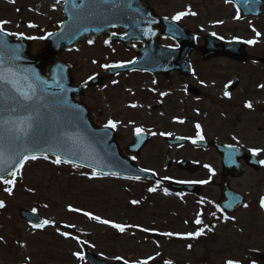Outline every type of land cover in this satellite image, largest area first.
<instances>
[{
    "label": "rangeland",
    "instance_id": "obj_1",
    "mask_svg": "<svg viewBox=\"0 0 264 264\" xmlns=\"http://www.w3.org/2000/svg\"><path fill=\"white\" fill-rule=\"evenodd\" d=\"M148 3L161 17L172 18L189 8L196 12V16H187L179 23L196 34L199 46L204 45V38L209 35L225 41L255 40L254 45L248 44L247 54L264 57V9L263 16L256 20L244 19L235 5L226 0H148ZM237 15L241 17L239 20L235 19ZM4 20L10 21L5 31L38 38L32 45L31 53L35 56L45 46L40 38L59 29L64 12L60 4L54 5L50 0H15V3L0 0V21ZM30 23L37 27H27ZM253 28L261 35L257 36ZM93 41L91 45L84 41L61 54L63 61L73 67L72 76L77 86L101 75L102 65L129 61L136 55L105 43L108 37ZM162 44L175 46L170 39H164ZM191 61L193 74L172 82L177 94L173 106L170 100L166 105L161 103L158 80L149 74L123 77L115 80L116 83L107 81L102 88L87 91L84 102L95 124L117 122V139L125 154L136 128H148V132L157 133L156 139L134 160L142 169L152 170L159 177L182 175L178 169H165L169 148L159 135L166 133V128L175 131L174 124H179L178 120L184 121L178 129L180 134L192 132L200 124L203 135L211 139L260 150L258 155L264 165V88L260 87L264 84V65L240 64L221 56L207 62L198 51L191 56ZM234 76H238L241 83L229 92ZM184 82L200 89L202 97L194 98L187 93ZM143 85L146 108L142 105ZM226 92L231 98L225 96ZM247 102L253 104L252 110L244 106ZM131 104L138 107L132 108ZM98 110L102 111V117L98 116ZM186 151L189 155L194 152ZM52 160L40 158L26 162L18 172L13 195H8L4 191L6 185L0 182V200L6 204L0 209V264H89L73 255L75 252L84 255L87 251L105 264L125 260L137 264L149 257H155L150 264H164L169 260L173 264H227L229 260L236 264H264V260L259 259L264 255V208L260 207L264 198V170H251L245 179L237 182L248 195V207L233 216L234 220L215 222L212 206L203 201L168 195L162 190L151 193L148 189L152 185L146 182L104 178L67 164L56 165ZM132 200L140 203L132 205ZM69 206L131 227L121 234L81 212L69 211ZM203 207L208 212L202 218V226L212 228L211 232L206 231V235L198 239H181L174 235L164 236L162 241H151V232L179 235L196 232L202 226L192 222ZM21 209L54 221L55 227L33 229L20 218ZM141 228L148 231H140ZM59 232H68L85 243L65 238ZM189 244L191 250L187 247Z\"/></svg>",
    "mask_w": 264,
    "mask_h": 264
},
{
    "label": "water",
    "instance_id": "obj_2",
    "mask_svg": "<svg viewBox=\"0 0 264 264\" xmlns=\"http://www.w3.org/2000/svg\"><path fill=\"white\" fill-rule=\"evenodd\" d=\"M51 1L56 3V0ZM232 1L237 5L244 18L250 16L260 18L262 15L264 0ZM60 2L64 3L63 12L66 20L63 24L65 27H60V30L53 33V36L44 39L46 47L36 57L30 55L32 40H13L12 37L0 33V40H7L12 46H21V59L15 62L14 67L23 74H30L29 70H31V72L38 74L42 80L47 81L48 85H51L45 89L44 100L41 105L42 124L36 133L46 141L42 146L46 150L32 154L40 157L47 155L49 158H56V155L59 154L62 159H70L71 163L69 164L71 165H79V167L104 176L133 179L129 177L138 175L140 180L158 181L152 172H141L132 160L124 157L117 143L116 132L113 129L97 128L93 124L88 108L83 104V96L86 89L102 85L105 78L95 77V79L83 83L80 88L75 87L71 76L72 67L62 61L61 53L78 47L84 40L109 35L111 29H122L126 33L121 37L112 35L110 42L123 44L126 47H130L133 42H140L144 44V47L140 50L135 63L122 68L105 69L111 79L123 74V72H133L134 70L147 71L164 78H169L178 73L187 78L192 73L190 58L194 52H201L202 59L207 62L210 59L224 56L239 63H247L251 59L245 52L247 44L241 41L227 43L219 38L207 36L205 46L198 47L196 36L193 33L181 27L176 21L159 17L154 9L148 7L147 0H107V2L106 0H60ZM113 24L115 27L111 26ZM164 37L176 40L178 48L162 47L160 41ZM5 55L9 54L5 53ZM258 62L264 64V58L258 59ZM60 68L63 69L62 72L58 71ZM57 81L59 86H57ZM239 84L240 80L236 76L229 91L235 89ZM189 91L197 97L201 94L192 87H189ZM15 115L8 113L9 118H15ZM65 132L72 138L69 141L72 148L71 156L65 154L61 147L50 146L54 144L56 137ZM151 141L152 138L149 135H136L134 143L129 145L127 150L136 155L140 154ZM184 142L185 140L181 139L170 142V144ZM211 145H214L223 156L225 170L232 177L242 175V169L239 166L240 159H244L246 164L256 171L261 167L257 157L253 154L241 155L238 154L235 147L222 146L216 142H212ZM8 156L7 151L0 156V167L5 166ZM167 159V167H169L171 159ZM189 166L190 164L186 161L179 165L180 169H187ZM16 167L18 164L13 166V170ZM4 178L9 179V176L4 174ZM160 181L167 191L175 195L182 192L200 195L198 188H191L174 181ZM223 189L224 201L219 203V206L227 212H236L243 205L244 199L232 191L229 193L226 187ZM229 205L232 206L229 207ZM19 213L20 217L30 224L43 221L35 212L21 209ZM162 237L163 235L155 232L150 234V238L154 241H160ZM84 257L91 264H105L90 252H86Z\"/></svg>",
    "mask_w": 264,
    "mask_h": 264
},
{
    "label": "snow or ice",
    "instance_id": "obj_3",
    "mask_svg": "<svg viewBox=\"0 0 264 264\" xmlns=\"http://www.w3.org/2000/svg\"><path fill=\"white\" fill-rule=\"evenodd\" d=\"M11 3H15V0H9ZM107 2V0H106ZM226 2H231V0H226ZM56 3H60V0H56ZM119 6V5H117ZM74 7H76L74 5ZM83 7V5H81ZM19 11V9H18ZM197 13L194 11H191L189 8L187 11H181L178 12L175 16L172 17L173 21L179 22L182 19H184L187 16H196ZM241 17L237 15L235 19L239 20ZM167 19V18H166ZM10 21L4 20L0 21V33H2L4 36H14L17 40L21 39H28V40H35L38 39L35 36H26L24 33H16V32H6L5 31V25L9 24ZM222 23V21L220 22ZM112 27H115V25H111ZM19 27V25H17ZM27 27L29 28H35L37 27L35 24H28ZM61 28H64L65 25L61 24ZM149 31H151L149 29ZM253 31L256 33L257 36H260L261 33L257 32L255 28H253ZM115 35V33H113ZM215 35V33H213ZM53 36V33H48L47 36L41 37L40 39H47L48 37ZM88 43L91 45L94 43L93 40H89ZM105 43H109V41H105ZM244 43L252 44L254 45L256 43L255 40H249L244 41ZM20 45L12 46L8 43L7 40H0V156L3 155L5 151L9 153L7 161H5V166L0 167V182H2L6 187L4 188V191L8 195H13V191L15 188V185L17 183V177L18 172H20L24 167L25 163L28 161H37L41 157L32 154L40 150H46L43 149V144L46 143L40 137L37 135V130L41 127L42 124V109L41 105L43 104L44 100V94L45 89L47 87H51V85H48L47 81L42 80L40 76L34 72H31L29 70L30 74H23L19 70H17L14 67L15 62L19 61L21 59L20 56ZM5 53H8L9 55H5ZM93 63H97V61H93ZM131 63H135V61H132ZM126 65L123 63H117V64H105L102 65L105 69H116V68H122ZM59 72H62L63 69H58ZM90 79H95V77H90ZM113 83H116L115 81ZM57 86H59V82L57 81ZM261 88H264V84L260 85ZM161 95L166 96L168 93H161ZM225 96L230 97L229 93H225ZM246 108L252 110L253 104L251 102H247L244 105ZM130 107L136 108L138 107L137 104H131ZM8 113L16 114L15 118H9ZM179 123L183 124V120H178ZM105 128H110L115 130L117 128V122L113 120H109L105 125ZM197 129V137L198 139L192 140L193 144L198 143L199 141H203L205 139L203 135V129L201 128L200 124L196 125ZM135 133L137 136H142L144 134V129L142 128H136ZM153 136L157 135V133L152 132ZM159 135H170L167 133H159ZM233 139H236L233 137ZM72 138L68 136V134L62 133L60 136L55 138V142L53 145L50 146H56L61 147L65 154L68 156L72 155V148L69 141H71ZM238 142V141H237ZM231 147V146H229ZM252 151L253 155H258L260 150H254L250 149ZM44 160H48V156H43ZM135 159V157H133ZM52 163L56 165L60 164H67L71 163L70 159H62L61 156L58 154L56 155V158L52 160ZM18 167L13 170V166L17 165ZM79 167V165H77ZM205 167H209L205 165ZM141 172L147 171L146 169H140ZM209 171L212 172L213 175H215L214 170H212L209 167ZM4 174L11 177L10 179L4 178ZM155 175V173H153ZM22 179V175L19 177ZM90 178H96V177H90ZM136 180H139L140 177L137 175L135 177H129ZM180 183H203L207 184L210 183V181H179ZM28 191H33L32 189H28ZM149 192L155 193L157 191V187H151L148 189ZM167 194V193H166ZM140 203L139 200H132V205H138ZM232 205H229L231 207ZM6 207V204L3 200H0V209H4ZM245 208L248 207L247 204L244 205ZM260 207L264 208V198H261L260 201ZM219 211H223V209H218ZM69 211L72 212H81L82 215L85 217H88L89 219L93 221H97L98 223L102 225L110 226L111 228L117 230L119 233L123 234L125 233L129 227L124 224L116 223L107 219H102L101 217L94 215L87 211H82L81 209L73 208L69 206ZM202 213L197 214V218L195 220V224L197 225H203L202 220ZM233 219L234 217H227L225 216L224 219L227 221L228 219ZM46 226H52L55 227L54 221H49L47 219L43 220L40 223H32L31 227L33 229H43ZM65 228L67 227H74V225H64ZM140 231H148V229L141 228ZM207 232H211L212 228L200 227L199 230H197L194 233H188L186 235H179L174 234L172 232H165L162 233V235L167 236L169 238L173 237L174 235H178L181 239H198L204 235H206ZM59 235L65 237V238H71L74 240H77L78 243H85L84 241H80L78 237L76 236H70L68 232H59ZM2 239V238H0ZM188 249H192V245H187ZM74 256L77 257V259L84 261L85 257L80 252L73 253ZM119 259V258H118ZM155 259V257H149L146 260L138 261L137 264H150V261ZM124 264H129L127 260L124 261ZM164 264H173L172 261H165ZM227 264H236V262L229 260L227 261Z\"/></svg>",
    "mask_w": 264,
    "mask_h": 264
},
{
    "label": "flooded vegetation",
    "instance_id": "obj_4",
    "mask_svg": "<svg viewBox=\"0 0 264 264\" xmlns=\"http://www.w3.org/2000/svg\"><path fill=\"white\" fill-rule=\"evenodd\" d=\"M134 48V47H133ZM134 74H138L140 76L143 77L142 73H137L134 72ZM134 74H129L128 76H133ZM126 78L127 75H123L117 79L120 78ZM115 79V80H117ZM179 80V76H173L169 79H160L159 80V84L162 85V88L160 90L159 93H168V95L166 96H162V100L161 103L163 104H167L168 101L170 100L169 104L171 106H173L174 104H176V100H175V96H177V94H175V90H174V84L172 83L174 80ZM113 80V81H115ZM185 83V86H187V83ZM141 94L143 95V106L144 108H146L145 106V95H144V85L141 88ZM203 95V94H202ZM90 113L92 114V112L90 111ZM146 113V111H145ZM98 116L102 117V111L98 110ZM106 123L104 124H97L99 126H104ZM180 125L182 124H174L176 130H171L169 128H166V133L170 134V135H164L163 136V140L164 142H166V139H170V140H178L180 138H186L187 139V143L180 145V146H174V147H168L169 148V154L167 155V157H169L171 159V165H170V169L168 171L171 170V168H175L178 169V165L182 160H186L189 161L192 164V167L188 170V171H183L180 169H178L180 171V174H182L181 176H177V177H169V176H163L164 178L170 179V180H175V181H185V182H190V181H205L208 180L210 181V183L207 184H203V183H195V184H199L200 185V190H201V197L199 198V200L203 201V203H207L208 205L212 206L213 209V213H212V217L220 216L219 219L224 218L225 216L227 217H233V216H229L227 213L225 214L223 211H219L218 209V202L221 201L222 198V193H223V187L225 188H231L232 190H234L235 192L237 191L238 193H240L244 199H246L245 204H248L249 202V198L247 193H244L241 191V188H239V186H237V182H239L240 180H243L246 178V175L249 171H251V168H249L248 166H245V162L243 160H240L239 163L241 164V166H243L242 172V178H233L231 176H229L228 174H226V171L223 167V163H222V157L219 155L218 151L216 150V148L214 146H200V141L196 144L192 143V140L194 139H198L197 137V129L195 128L194 130H192V132H183L180 134L179 132V128L181 127ZM146 132H148V128L145 129ZM205 137V141L207 142H212L213 140H217L216 138H210L207 135H204ZM218 141V140H217ZM228 144V143H226ZM188 147V148H187ZM190 149L192 151H194L193 153H191L190 155L188 154L189 151H186L187 149ZM243 152H247V153H251L252 151H250L249 149H244L242 148ZM205 151V152H204ZM173 156H172V155ZM186 155V156H185ZM178 156L180 158H178ZM210 158V159H208ZM259 159L261 160V158L259 157ZM205 165L209 166L212 170H214L215 175L212 174V172L209 171V167H205ZM193 167L197 168V171L193 172ZM167 170V169H166ZM264 170V165L262 167V169L258 172H261ZM187 184H192V183H187ZM190 197L191 199L195 198L194 196H187ZM197 199V198H195ZM246 208L243 207V210H245ZM241 210V211H243ZM204 211H205V215H207V209L204 207ZM241 211L237 212L240 213ZM237 215V214H236Z\"/></svg>",
    "mask_w": 264,
    "mask_h": 264
}]
</instances>
